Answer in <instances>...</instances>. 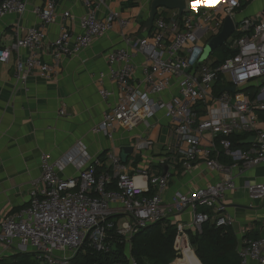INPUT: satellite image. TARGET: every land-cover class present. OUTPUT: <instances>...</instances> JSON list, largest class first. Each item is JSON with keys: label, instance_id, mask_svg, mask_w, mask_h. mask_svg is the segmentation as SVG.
Returning a JSON list of instances; mask_svg holds the SVG:
<instances>
[{"label": "built area", "instance_id": "2783aa9c", "mask_svg": "<svg viewBox=\"0 0 264 264\" xmlns=\"http://www.w3.org/2000/svg\"><path fill=\"white\" fill-rule=\"evenodd\" d=\"M252 1L193 0L182 16L158 19L152 36L128 39L129 49L111 52L110 78L118 84L120 97L94 128L95 133L113 139L117 128L132 131L141 124L149 126L151 119L163 113L172 126L173 138L158 166L181 165L192 173L197 163L204 162L221 176L218 181L192 192L178 191L166 202L169 170L154 174L145 168L134 175L115 151L94 160L79 149L58 161L45 154L41 159L43 188L38 190L34 184L29 205L0 220V244L7 251L31 248L39 264H72L86 243L107 252L109 231L115 230L130 243L140 230L161 220L172 221L189 210L198 234L207 223L231 228L234 219L228 214L226 199L236 190L233 169L247 170L264 163V130L259 127L258 115V111H264V101L252 100L245 92L251 82L264 78V10L236 23L237 35L227 43L235 55L222 63L210 64L202 59L205 48L201 40L204 34L218 35L226 20L233 21L243 5ZM82 2L90 12L82 18L78 35L64 29L55 40L51 55L55 66L70 54L72 42L73 51L80 52L105 37L115 25L128 26L129 22L118 14L97 18L90 0ZM26 9L27 0H2L0 18L23 15ZM36 13L41 27L19 37L11 49L0 50L4 63L12 51L29 52L26 61L17 64L16 77L22 82L34 70L43 74L51 71L41 62L39 52L47 37L46 28L58 16L56 0H49ZM63 15L71 16L69 12ZM135 53L146 61L139 77L133 62ZM218 86L223 87L220 94H216ZM230 87L235 93L225 90ZM171 88L176 92L165 101L163 96ZM100 95L107 99L111 93L103 90ZM236 134L254 136L255 141L247 149H234L229 138ZM151 145L146 137L139 149ZM213 154L217 158H212ZM222 155L233 164L222 163ZM70 165L80 169L78 175L61 178L58 171ZM248 189L253 200H264L263 184ZM199 208L209 211L199 212ZM177 226L179 242L185 226ZM238 254L240 264H264V235L254 239L244 232ZM128 264H137L131 255Z\"/></svg>", "mask_w": 264, "mask_h": 264}, {"label": "crops", "instance_id": "0c3cea01", "mask_svg": "<svg viewBox=\"0 0 264 264\" xmlns=\"http://www.w3.org/2000/svg\"><path fill=\"white\" fill-rule=\"evenodd\" d=\"M48 1L27 0V9L23 15L8 14L0 18V50L11 49L19 37L24 38L30 29L41 27L36 10L44 7ZM154 1L90 0L97 18L106 19L111 14H118L129 22L128 26L123 28L115 25L105 37L80 52L73 51L75 46L72 42L70 54L55 66L51 57L55 40L64 29L73 36L78 35L82 18L90 12V7L82 0H56L58 16L46 28L47 37L39 52L41 62L49 66L51 71L43 74L37 69L25 81L18 80L17 64L25 62L29 54L24 49L12 51L7 63L0 61V220L29 205L34 184H37L38 190L43 188L41 159L45 154L53 161H58L79 149L92 160L104 159L111 151H115L122 158V148L134 147V152L126 162L131 173L135 175L148 168L154 174H164L165 168L157 163L165 155L168 143L172 141L173 129L163 113L151 119L149 126L141 124L132 131L117 128L113 139L94 132V128L101 123L104 115L115 106L120 97L118 84L110 78L109 54L114 50L129 49L128 39L152 36L156 21L161 17L171 20L180 16L178 10L159 8L152 23ZM192 1L187 0L188 5ZM263 10L264 0H253L243 5L233 21L226 20L218 35L202 34L204 48L212 40H221V44L211 50L205 61L217 64L222 60L229 51L228 41L237 35L236 23L255 17ZM66 12L71 14L69 18L64 17ZM133 62L137 67L136 76L139 77L146 62L145 58L135 53ZM175 89L171 88L163 99L169 101L176 92ZM246 89L251 90V95H256L255 100L264 101L263 79L251 82ZM103 90L110 92L111 96L103 98L100 95ZM262 113L258 111V115ZM259 127L264 130V118L260 119ZM146 137L152 145L141 150L139 144ZM204 146H207L206 142ZM211 156L217 158L215 154ZM221 157L219 160L222 163L233 164L225 155ZM165 167L170 171L164 194L166 202L178 191L192 192L221 178L219 174L208 169L204 162L197 163L192 173L187 172L181 165ZM79 171L75 165H70L59 170L58 174L61 178L68 179L76 177ZM233 173L236 190L228 194L226 204L228 214L234 219L231 229L240 244L244 232L254 239L264 235V200H253L248 189L250 185H264V163L247 170L236 167ZM138 182L142 184L141 179ZM205 211L209 210L199 208V212ZM193 215L189 210L176 215L172 220L175 224L181 223L185 226L180 240L191 248L190 234H197L192 225ZM34 253L31 248L7 251L0 244L1 264H11L23 255Z\"/></svg>", "mask_w": 264, "mask_h": 264}, {"label": "trees", "instance_id": "16d2710c", "mask_svg": "<svg viewBox=\"0 0 264 264\" xmlns=\"http://www.w3.org/2000/svg\"><path fill=\"white\" fill-rule=\"evenodd\" d=\"M234 55V52L228 51L217 64ZM222 88L218 86L216 94H220ZM250 91L245 90L255 100L256 95H251ZM261 112L260 119L264 118V111ZM248 137L236 134L229 139L234 149L244 150L250 147L244 143ZM179 237L177 224L170 220H161L140 230L130 243L112 230L108 232L106 240L109 247L107 252L97 251L86 243L72 264H128L130 255L137 264H175L180 258L177 248ZM190 240L195 251L185 244L183 259L176 264H240L238 238L231 228H217L213 223H207L203 227V233L190 234ZM35 257V253L23 255L11 264H39Z\"/></svg>", "mask_w": 264, "mask_h": 264}, {"label": "water", "instance_id": "95a60500", "mask_svg": "<svg viewBox=\"0 0 264 264\" xmlns=\"http://www.w3.org/2000/svg\"><path fill=\"white\" fill-rule=\"evenodd\" d=\"M188 7L187 0H155L152 5V12H151V22L153 23L155 20V17L157 15V11L159 8H166L169 10H178L179 15L182 16L183 13L186 11ZM263 85H264V78H263ZM226 91H229L231 93H235V88L230 87L226 88ZM255 141V137L251 136L248 139L244 141L245 144H252ZM134 147H124L122 148V160L126 164L128 157L134 152ZM168 172V168L165 167L166 174ZM182 255L181 252L178 253V256L180 257Z\"/></svg>", "mask_w": 264, "mask_h": 264}, {"label": "rangeland", "instance_id": "374dc122", "mask_svg": "<svg viewBox=\"0 0 264 264\" xmlns=\"http://www.w3.org/2000/svg\"><path fill=\"white\" fill-rule=\"evenodd\" d=\"M218 38V37H217ZM221 44V40H218V41H210L207 46H205V52H204V55H203V58L202 59H206L207 56L210 54L211 50L216 46V45H219ZM177 248L179 250V252L182 253V255L180 256L179 259H177L175 261V264L178 263L179 261H181L183 259V249H184V244H182L181 240L179 241L178 245H177ZM195 251V249H193ZM196 253V252H195Z\"/></svg>", "mask_w": 264, "mask_h": 264}]
</instances>
